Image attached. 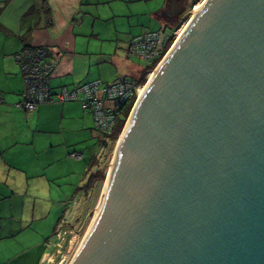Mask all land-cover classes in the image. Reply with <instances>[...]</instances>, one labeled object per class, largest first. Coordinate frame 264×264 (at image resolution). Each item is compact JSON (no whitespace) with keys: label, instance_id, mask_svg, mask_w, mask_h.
Masks as SVG:
<instances>
[{"label":"water","instance_id":"1","mask_svg":"<svg viewBox=\"0 0 264 264\" xmlns=\"http://www.w3.org/2000/svg\"><path fill=\"white\" fill-rule=\"evenodd\" d=\"M118 157L72 264H264V0L206 2Z\"/></svg>","mask_w":264,"mask_h":264},{"label":"crops","instance_id":"2","mask_svg":"<svg viewBox=\"0 0 264 264\" xmlns=\"http://www.w3.org/2000/svg\"><path fill=\"white\" fill-rule=\"evenodd\" d=\"M172 2L0 0V99L3 101L0 104V264L41 263L45 246L59 229L55 225L60 224V220L53 219L55 206L61 205L54 201V193L82 192L91 175L96 173L94 167L103 151L102 142L106 140L96 131L93 116L80 104L43 105L33 113L17 108L22 102L25 85L15 56L28 46L48 47L49 62L54 66L50 81L52 92L80 86L76 84L84 76L73 71L74 62L68 68L57 61L62 50L83 55L68 44L70 38L62 36L57 26L61 15L68 14L69 19L65 20L69 23L77 21L73 20L75 7L72 5L77 3L76 8L80 6L81 11L76 16L92 11L94 17L103 21L108 12V19L128 21L116 32L121 31L123 38L129 37L125 33H130L131 38L117 41L112 48V60H107V64L112 62L126 71L125 76L132 77L123 80H137L133 78L136 77L131 70L133 65H128L133 61L126 56V48L132 39L152 31L154 22L162 26L168 21L184 20L186 16L179 20L168 17L172 13ZM179 2L185 4V0ZM83 9L87 11L85 14ZM134 16L142 18L135 23L131 20ZM75 33L73 26L72 35ZM91 145H97L99 153L94 152L89 158L86 148ZM70 153L82 155V159L73 160ZM66 154L69 160L62 161ZM47 219L49 223L45 225Z\"/></svg>","mask_w":264,"mask_h":264},{"label":"rangeland","instance_id":"3","mask_svg":"<svg viewBox=\"0 0 264 264\" xmlns=\"http://www.w3.org/2000/svg\"><path fill=\"white\" fill-rule=\"evenodd\" d=\"M197 0H185V6L188 7V14L191 12H194L195 7L193 4ZM205 0H202L201 3H203ZM200 3V4H201ZM198 4V5H200ZM72 5L75 7L73 9L74 18L73 20L77 19L75 23L71 22L69 23L65 19H69V15L67 14L65 17L59 16V21L57 23L58 29L61 32L62 36H67L70 38V41L68 44L70 46H74L75 49H77V52L82 53V56H76L73 55V53H67L63 50L59 52L58 55V63H62L63 66L68 65V68L72 66L74 62L73 71L77 73L80 72L81 76H84V79L76 84V86L81 85L82 83H88V82H95V81H102L105 84H109L114 82L116 79H132L131 75H127L126 71L124 69H121L117 67L115 64H112V62L109 61L107 64V60H112L111 54H114V48L117 45L118 40H122L123 36L120 32H116L117 28L119 26H124L127 24L128 21L122 20V19H108L109 14L108 12L106 15L103 16L105 20L99 21L96 17H94L93 12L90 11L86 13L87 8H84L82 13L87 14L85 16L77 15L80 14V6L78 9L76 8L77 3H72ZM193 6V11H192ZM187 15V14H186ZM185 15V16H186ZM142 17H136L134 16L131 18L135 23L137 22V19H140ZM160 24V23H159ZM188 22H185L184 20H175L174 22H166L162 26H158L156 22H154V27L152 31L147 32H160L162 29H170L171 31H175L176 29L180 30V33L183 32ZM56 25V24H55ZM76 28V32L74 35H72V30ZM167 31V36L171 35V31ZM179 33V34H180ZM49 34V33H48ZM144 34V33H143ZM50 35V34H49ZM125 35L129 36L131 38L130 33H125ZM129 37H124V41L130 40ZM133 40V39H132ZM130 44V43H129ZM175 44V40L173 42V45ZM108 55L110 57H108ZM111 63V64H110ZM128 65L132 66V73H134L133 78H136L137 80H140L141 73L146 69L145 63H137L133 61L132 63H128ZM99 69L101 71H99ZM137 69L138 73H137ZM135 70V72H134ZM108 71L111 76L106 72ZM153 72V71H152ZM155 72V71H154ZM101 74V75H99ZM153 73L144 74L145 76L148 75V81L147 84L144 86L146 87L151 79ZM109 79V80H108ZM109 108H115L113 103L108 104ZM101 139H105L103 136H101ZM116 145L109 143V146L106 147L101 154V157L99 160L96 161V165L94 167V172L97 173L98 170L104 171L106 170L108 175V170L110 169L113 157L115 153ZM74 152V151H72ZM87 157L91 158V156L94 155V152L99 153V150L97 148V145H91L89 148H86ZM71 154L74 153H70ZM64 158V159H63ZM62 161L69 160L68 154L65 156H62ZM71 160V159H70ZM73 161V160H72ZM66 170V168H65ZM106 175V176H107ZM104 184V183H103ZM102 183H98L94 190L87 195L83 192L78 193H54V201L60 202L61 205L57 204L55 206V210L53 213V219L54 220H60V224L56 223L55 228L59 226V229L57 233L61 230H66L68 235L72 233L70 237L75 238L77 237V243L75 245L74 250L71 254L67 256V260L65 264H72L74 261V258L76 257L78 250L85 238L86 232L91 224V222L94 220L96 216V206L99 202V198L101 195V190L103 187ZM48 198V197H46ZM70 198V199H69ZM65 202V203H63ZM51 205V201H50ZM59 213V214H58ZM47 214V213H46ZM49 219L45 220L44 223L47 225L49 223ZM52 220V219H51ZM56 233V234H57ZM51 236V235H50ZM55 245V239L54 237L50 238L49 244L45 246V256L43 257L41 263L38 264H47L46 258L55 254V250L53 246ZM59 260L56 262V264H59Z\"/></svg>","mask_w":264,"mask_h":264},{"label":"built area","instance_id":"4","mask_svg":"<svg viewBox=\"0 0 264 264\" xmlns=\"http://www.w3.org/2000/svg\"><path fill=\"white\" fill-rule=\"evenodd\" d=\"M168 30L170 29L148 32L133 39L127 46L126 56L131 61L146 64L140 78L144 74L156 72L175 45L174 40L175 43L178 40L180 30H170L171 35L167 36ZM48 51L46 48L28 46L15 56L25 85L22 102L16 107L33 113L43 105L77 103L93 116L96 131L104 138L111 137L119 119L124 116V109L133 101L137 103L139 100L140 93L145 88L140 85L141 79H116L109 84L102 81L88 82L73 89L63 87L53 93L50 81L54 66L47 61ZM2 103L0 99V104ZM109 103H113L115 108H109ZM70 158L80 160L82 155L74 154ZM70 236L66 230L55 234V254L46 258L47 264H56L59 258V264H65L67 256L72 253L77 243V237Z\"/></svg>","mask_w":264,"mask_h":264},{"label":"trees","instance_id":"5","mask_svg":"<svg viewBox=\"0 0 264 264\" xmlns=\"http://www.w3.org/2000/svg\"><path fill=\"white\" fill-rule=\"evenodd\" d=\"M202 0H197L193 6H196L198 4L201 3ZM193 6H192V11H193ZM39 8V5L37 6ZM170 22H174V21H170ZM143 36V35H142ZM141 37V36H140ZM138 38V37H137ZM135 39V38H134ZM32 47V46H31ZM40 48H46L48 50V47H40ZM50 59V53L48 51V56H47V61H49ZM142 75V74H141ZM147 81H148V75H143L142 79L140 80V85L142 86H145L147 84ZM136 101H133L132 103L129 104V106L124 109V116L119 119L117 125H116V128L114 130V133L111 137L109 138H105L106 140H104L102 142V148L103 150L109 146V143L111 142L112 144H115L118 142V140L120 139L125 127H126V124L129 120V117L132 113V110L134 108V105H135ZM107 172L106 170L104 171H100L98 170L97 173L95 174H92L89 181L87 182V184L81 189V191L83 193H86L87 195H89V193H91L95 186L98 184V183H105L106 182V179H107Z\"/></svg>","mask_w":264,"mask_h":264},{"label":"bare ground","instance_id":"6","mask_svg":"<svg viewBox=\"0 0 264 264\" xmlns=\"http://www.w3.org/2000/svg\"><path fill=\"white\" fill-rule=\"evenodd\" d=\"M207 1H208V0H205L203 3H201L200 5H197V6L195 7L194 12H193V13H194L193 16L191 17L190 21H189L188 24L186 25V27H185V29L183 30V32H181V34H180L178 40L176 41L175 45H174L173 48L171 49L170 53H171L172 50L175 48V46L177 45V43L179 42V40L181 39V37L184 35V33L186 32V30L188 29V27L190 26V24L192 23V21L195 19V17L197 16V14H198L199 11L202 9V7L206 4ZM170 53H169V55H170ZM169 55H168L167 57H169ZM166 59H167V58H166ZM162 65H163V64H162ZM162 65L158 68V70H157L156 72H154V73L152 74L149 83H151V81L156 77V75H157L159 69L162 67ZM148 85H149V84H148ZM148 85H147V86L141 91V93H140V97H139V100L137 101V103H136V105H135V107H134V110H133V112H132V114H131V118H132V116H133V113H134V111H135V109H136V107H137V105H138V103H139L141 97L143 96L144 92H145L146 89L148 88ZM131 118L128 120V122H127V124H126V127H125V129H124V131H123V133H122L120 139H119L118 142L116 143V148H115V153H114V157H113V162H112V165H111L110 169L108 170L107 179H106V182L103 184V187H102V190H101V195H100V198H99V202H98V204H97V206H96V216H97V214H98L100 211H102V208H101V206H100V205H101V202H102V198H103V195H104V192H105V189H106V186H107V183H108V180H109L110 174H111V172H112V169H113V167L116 165V163L118 162V159H119V157H118V152H119V149H120V147H121V144H122L123 138H124V136H125V133H126V130H127V128H128V125H129V123H130ZM96 216H95V218H96ZM95 218H94V220H95ZM94 220L91 222V224H90V226H89V228H88V230H87V232H86L85 238H84V240H83V242H82V244H81V246H80V248H79V250H78V253H79V251H80V249H81V247H82V245H83V243H84V241H85V239H86V237H87V235H88V233H89V230H90V228H91V226H92ZM78 253H77V254H78ZM76 256H77V255H76ZM75 258H76V257H75ZM75 258H74V260H75Z\"/></svg>","mask_w":264,"mask_h":264},{"label":"flooded vegetation","instance_id":"7","mask_svg":"<svg viewBox=\"0 0 264 264\" xmlns=\"http://www.w3.org/2000/svg\"><path fill=\"white\" fill-rule=\"evenodd\" d=\"M174 2H178L179 0H173ZM178 10L180 11V15L177 18L174 19H183L186 14H188V9L186 6H184L181 2L178 3Z\"/></svg>","mask_w":264,"mask_h":264},{"label":"clouds","instance_id":"8","mask_svg":"<svg viewBox=\"0 0 264 264\" xmlns=\"http://www.w3.org/2000/svg\"><path fill=\"white\" fill-rule=\"evenodd\" d=\"M191 13V12H190Z\"/></svg>","mask_w":264,"mask_h":264}]
</instances>
